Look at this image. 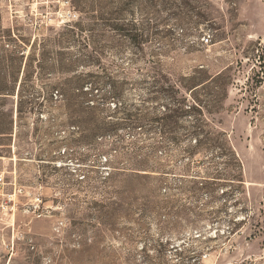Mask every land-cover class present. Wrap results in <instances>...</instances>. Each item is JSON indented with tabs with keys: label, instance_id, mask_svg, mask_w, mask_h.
I'll return each mask as SVG.
<instances>
[{
	"label": "rangeland",
	"instance_id": "374dc122",
	"mask_svg": "<svg viewBox=\"0 0 264 264\" xmlns=\"http://www.w3.org/2000/svg\"><path fill=\"white\" fill-rule=\"evenodd\" d=\"M0 86V264H264V0H0Z\"/></svg>",
	"mask_w": 264,
	"mask_h": 264
},
{
	"label": "built area",
	"instance_id": "2783aa9c",
	"mask_svg": "<svg viewBox=\"0 0 264 264\" xmlns=\"http://www.w3.org/2000/svg\"><path fill=\"white\" fill-rule=\"evenodd\" d=\"M104 159L105 161L108 159L106 156H104ZM7 185V182H6V179H5V176L3 173H0V197H7L9 201H13V204L9 207L8 203L5 201V200H1L0 202V212L2 210H4L5 208H8L9 207V210L10 209H14V204L15 203V200L11 199L12 197V194H7L4 190H5V186ZM16 194V191L14 192V195ZM2 198V199H3Z\"/></svg>",
	"mask_w": 264,
	"mask_h": 264
},
{
	"label": "trees",
	"instance_id": "16d2710c",
	"mask_svg": "<svg viewBox=\"0 0 264 264\" xmlns=\"http://www.w3.org/2000/svg\"><path fill=\"white\" fill-rule=\"evenodd\" d=\"M9 91L10 90L8 88H4L3 86L2 87L0 86V94L1 93H9Z\"/></svg>",
	"mask_w": 264,
	"mask_h": 264
}]
</instances>
